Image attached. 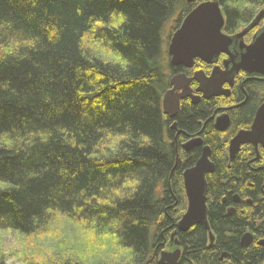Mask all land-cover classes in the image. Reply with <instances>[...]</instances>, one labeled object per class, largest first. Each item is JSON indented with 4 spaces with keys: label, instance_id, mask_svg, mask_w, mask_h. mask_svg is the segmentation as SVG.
Wrapping results in <instances>:
<instances>
[{
    "label": "trees",
    "instance_id": "trees-1",
    "mask_svg": "<svg viewBox=\"0 0 264 264\" xmlns=\"http://www.w3.org/2000/svg\"><path fill=\"white\" fill-rule=\"evenodd\" d=\"M177 2L0 0V231L41 234L59 213L112 236L130 250L131 264H145L163 241L166 247L184 212L177 210L182 172L201 151L176 148L172 120L161 111L170 76L160 58V32ZM219 4L223 30L231 33L264 0ZM182 6L185 16L194 5ZM97 44L116 60L99 54ZM207 110L181 104L175 128L196 133ZM202 138L215 165L207 205L216 240L208 248L201 225L179 234V264H221L223 252L234 264H258L264 247L242 248L239 238L263 215L226 210L233 193L263 196L264 174L251 177L239 157L227 166L228 133L209 127ZM0 264H6L1 251Z\"/></svg>",
    "mask_w": 264,
    "mask_h": 264
},
{
    "label": "water",
    "instance_id": "water-1",
    "mask_svg": "<svg viewBox=\"0 0 264 264\" xmlns=\"http://www.w3.org/2000/svg\"><path fill=\"white\" fill-rule=\"evenodd\" d=\"M184 1L187 4H195L171 36L168 45L170 64L173 67L191 68L196 58L208 64L216 63L222 53L227 55V58L223 59L222 67L214 65L209 75L197 70L191 77H187L182 72L170 76L169 88L164 91L161 99V111L169 118L176 116L180 99L189 97L193 103H196L200 97L228 96L234 78L241 70L248 74H264V28L255 32L249 44L243 41L244 34L264 16V11H261L248 27L229 35L223 31L225 16L219 0ZM192 81L197 83L195 90L190 88ZM224 84H228L229 87L224 88ZM228 125L229 119L227 115H223L215 128L218 131H225ZM171 128L174 129V125ZM246 143H251L255 147L260 144L264 149V101L257 108L250 129L237 132L229 141V159L232 160L240 146ZM201 145L202 139L196 133L190 136L182 147L189 151ZM209 154V147H202L194 165L182 172L186 209L169 236L166 244L168 249L160 252L158 264L178 263L181 249L176 235L178 232L188 231L194 225H202L207 232L210 245L213 244L214 236L208 224L206 207V175L214 170ZM250 242L251 235L244 234L241 244L247 246Z\"/></svg>",
    "mask_w": 264,
    "mask_h": 264
},
{
    "label": "flooded vegetation",
    "instance_id": "flooded-vegetation-1",
    "mask_svg": "<svg viewBox=\"0 0 264 264\" xmlns=\"http://www.w3.org/2000/svg\"><path fill=\"white\" fill-rule=\"evenodd\" d=\"M249 25H250V23L245 24L243 29ZM240 29L241 28H237L236 30L232 31L231 33H227V34L233 35L235 33L240 32L239 31ZM249 42H250V40H249ZM223 59H224L223 54H220L216 63L208 64V63L196 58L193 66H195L197 68L198 67L197 65H199V67L201 69L197 68V70H202L205 72L206 75H209L211 72V69L214 65L222 67ZM169 66L171 67L172 74L182 72V73L186 74L187 77H191L193 72H194V71H192L193 66L191 68H184L182 66L173 67L170 63H169ZM196 87H197V83L195 81H192L190 84V88L195 90ZM223 87L227 88L229 86H228V84H224ZM226 99L229 102H227ZM263 101H264V74H258V73L248 74L245 71L241 70L235 76L233 84L230 87V94L228 96L219 95V96H213V97H209V98L200 97L196 103H193L192 99L187 97L184 99H180L179 108H180L181 104H185V105L189 104V105H193V106L199 105V104L208 105V110L205 114L204 120L198 121V125L200 127L199 130L196 132V133H198V137L203 139L202 138L203 132L205 129H207L209 127L211 129L219 132V133H228L229 138H228L227 147H226V153H227V157H228L227 166L229 167L231 165L232 161L236 157H239L240 160L246 159V167L251 172V177L254 178L255 176L257 177L259 175V173L261 174V172H263V174H264V149L262 148V146L259 144L255 147L251 143L242 144L240 146L238 152L235 154L234 158L232 160H230L229 159L228 144H229V141L231 140V138H233L237 134V132H239L241 130L250 129V126H251V123L253 121L256 110ZM229 107H231V108H229ZM179 108H178V110H179ZM242 109H244L242 111V113L241 112L239 113L238 111H241ZM177 113H178V111H177ZM243 114H245V116H243ZM223 115H227V117L229 119V125L225 131H218L215 127H216V124L218 123V120L220 118H222ZM175 117H173V118L168 117L170 120H172L169 127H172V125H174V127H178L177 121L174 120ZM236 117H238V119L241 118L239 120V124L236 123V120H235ZM233 124H235V125H233ZM174 129H175L174 140H175L176 148L179 146L182 149L181 151H183L184 150V148L182 147L183 141L187 138H188L187 139V141H188L190 139L189 137L192 135H195L196 133L190 135V134L184 133L180 129H176V128H174ZM180 135H184L183 140L181 142H178V138L180 137ZM204 146L209 147V145L203 144V140H202V145L198 146V147H200L202 149V147H204ZM198 147H194V148H198ZM209 149H210V147H209ZM200 153H201V151H200ZM210 153H211V151H210ZM209 159L214 165V162L210 158V154H209ZM214 169H215V165H214ZM213 172H214V170H213ZM212 173H209L206 175V182H207V176L212 174ZM181 179H182V175H181ZM251 185H252V183H251V181H249L248 186H251ZM182 188H183V183H182ZM258 192H260V194L262 193L263 196L257 194V192H256L255 193V199H254L256 201V203H253L254 200L251 197L246 196V195L241 194V193H233L229 199L230 205L226 210V213L228 215L235 213L236 215H240V216H249V213L253 212L255 209L260 210V212H259V213H261L260 215H263L261 219H258V216H256L254 221H253L252 226L247 227L243 231V233L240 235L239 245L242 248H247L250 246H262V247H264V225H263L264 213L261 211L262 209H264V203H262L261 205L259 204V201H262V199H264L263 198L264 197V178H263L260 190ZM183 194H184L185 208H186L187 201H186L184 188H183ZM207 196H208V189H207V195H206V207L208 210V224H209V208L207 205ZM222 200L224 201L225 198ZM257 202H258V204H257ZM177 221L174 222V226L171 225L172 230H175V227H176L175 224L177 223ZM194 226H196V225H194ZM209 227H210V225H209ZM186 232H182V233L178 232L176 235V237L180 243V249H181V256L179 258V261L182 257V254H183L182 253L183 247H182V244H181V241H180L178 235L186 233ZM246 233H249L251 235V242L247 246H243L241 244V240H242L243 235ZM212 234L214 236L212 245H210L209 238L207 235V247L208 248H211L212 246H214V243L216 240L213 232H212ZM163 246H164V241L161 244V247H163ZM159 247L160 246H158L157 249ZM163 250L164 249L162 248L161 251H163ZM161 251L154 252L153 257L149 261H147L145 264H158V258H159V254ZM229 256H230L229 253L223 252L219 256V262L221 264H234V262L232 260L228 259ZM152 260H153V262H152ZM179 261L177 264H179ZM258 264H264V258Z\"/></svg>",
    "mask_w": 264,
    "mask_h": 264
},
{
    "label": "rangeland",
    "instance_id": "rangeland-1",
    "mask_svg": "<svg viewBox=\"0 0 264 264\" xmlns=\"http://www.w3.org/2000/svg\"><path fill=\"white\" fill-rule=\"evenodd\" d=\"M184 2V0H178L175 8L164 21L160 32V58L165 72L169 76L172 75V72L169 66L168 45L172 34L184 18V15H179ZM249 9L252 13L251 19L238 24L237 28H241L239 31H242L245 24L251 23L261 11H264V6H254ZM263 28L264 16L244 34V43L249 44L252 35ZM225 33L227 34V32ZM93 47L107 59L116 60L107 47L104 48L98 44ZM222 54L224 59L227 58V55ZM197 66L198 69H201L199 65ZM197 68L193 66L192 71H197ZM181 205L177 210H184L185 199H182ZM162 248L168 249L167 246ZM161 249L159 250L161 251ZM0 251L5 257L6 264H27V262H32L30 264H59L64 261L72 264H131L130 250L119 247L112 236L100 234L93 229H86L78 222L59 213L55 214L49 229L41 234L25 236L15 231H0Z\"/></svg>",
    "mask_w": 264,
    "mask_h": 264
},
{
    "label": "snow or ice",
    "instance_id": "snow-or-ice-1",
    "mask_svg": "<svg viewBox=\"0 0 264 264\" xmlns=\"http://www.w3.org/2000/svg\"><path fill=\"white\" fill-rule=\"evenodd\" d=\"M123 18H121V21H122ZM121 21H117V23H120ZM113 27H115V24L113 25Z\"/></svg>",
    "mask_w": 264,
    "mask_h": 264
}]
</instances>
